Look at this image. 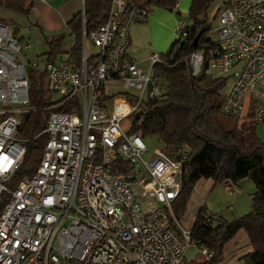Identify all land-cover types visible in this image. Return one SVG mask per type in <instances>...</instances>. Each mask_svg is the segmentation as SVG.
Listing matches in <instances>:
<instances>
[{
	"label": "built area",
	"instance_id": "obj_1",
	"mask_svg": "<svg viewBox=\"0 0 264 264\" xmlns=\"http://www.w3.org/2000/svg\"><path fill=\"white\" fill-rule=\"evenodd\" d=\"M150 14L132 0H112L107 21L89 35L84 28L79 66L26 61L31 44L0 20V264H183L191 247L213 257L174 210L189 150L158 149L146 160L145 141L131 133L133 116L164 94L153 72L161 56L149 58L148 71L128 56L132 26L146 24ZM215 31L207 72L232 81L222 113L241 119L253 109L264 124V0H223ZM89 44L97 49L93 55ZM187 62L200 79L207 52L198 48ZM29 69L45 73L49 92L59 98L45 109L48 139L40 164L12 188L27 154L21 118L35 111ZM117 83L126 92L109 96L107 88ZM231 190L239 192L237 185Z\"/></svg>",
	"mask_w": 264,
	"mask_h": 264
},
{
	"label": "trees",
	"instance_id": "obj_2",
	"mask_svg": "<svg viewBox=\"0 0 264 264\" xmlns=\"http://www.w3.org/2000/svg\"><path fill=\"white\" fill-rule=\"evenodd\" d=\"M132 1L141 7H157L171 12L178 5V0ZM213 2L192 0L189 13L192 24L186 26L187 36L178 37L169 53L161 55L162 63L153 69L154 76L166 84L163 97L156 102L146 103L145 112L133 116L131 133L143 139L159 138L170 155H175L178 148L189 150L183 189L174 204L179 219L186 214L189 201L201 180H212L217 186L238 185L250 179L256 185V192L252 195V211L233 221H227L223 216L208 220L207 209H200L191 229L192 238L213 257L207 259L201 254L190 264L222 263L225 246L242 230L247 232L253 247V252L242 260L246 264H264V140L258 136L257 127L260 124L255 119L253 109L241 119L222 113L226 96L223 91L229 81L210 76L207 72L216 50V43L209 39L212 25L208 10ZM111 6L112 0H84L85 13H78L68 23L75 38L70 55L75 66H79L82 59L84 28L88 35L97 30L107 21ZM33 7L34 0H0V10L30 14ZM63 39L60 36L48 41L51 48L49 62L56 61L61 53ZM198 48L207 52L206 72L200 79L192 76L187 62L189 55ZM28 75L30 106L35 111L25 114L20 125L19 135L26 140L27 154L23 168L11 183L12 188L19 181L33 176L48 139L42 134L50 113L45 109L52 97L47 76L32 69H29ZM64 110L66 108L59 111Z\"/></svg>",
	"mask_w": 264,
	"mask_h": 264
},
{
	"label": "rangeland",
	"instance_id": "obj_3",
	"mask_svg": "<svg viewBox=\"0 0 264 264\" xmlns=\"http://www.w3.org/2000/svg\"><path fill=\"white\" fill-rule=\"evenodd\" d=\"M222 3H223V0H214L210 9L208 10V19L212 25V29L209 33V39L215 43L218 42V38H219L218 32L215 31V29L217 28V18L221 10ZM191 4L192 3H190V6ZM190 8L191 7H189L188 10H180L177 8L174 11V13H176V15L178 16L177 17L178 18V24H177L178 30H177V34L175 37V41L180 36V28L183 25L188 26L192 24V20L189 15ZM31 13L23 14V13L12 12V11L5 10V9L0 10V18L3 19L8 25H10L13 28L14 35L20 40L22 39L23 41L31 44L32 46L31 50L27 52L26 51L23 52L26 61L28 62L40 61L43 64L49 61L48 54L50 53L51 48L48 45V41L55 37H60V36L64 37L62 44H61V48L63 46V51L65 49L72 50L75 44V38L74 36L71 35V30L69 29L68 25H67V28L64 34L51 35L44 29L46 26H43V25L40 26L36 24V20H34ZM178 13H180V15H178ZM138 25H141V24H138ZM175 41L173 40L172 45L174 44ZM170 49H168L165 53L154 52L152 55L154 54H158L160 56L166 55L169 53ZM96 51L97 49L93 47L91 44H89L88 46L89 54L93 55L96 53ZM62 53L63 52H61L57 56L56 61L65 60V61H68L70 65H74L72 63L71 57L68 55L67 56L63 55ZM139 66L141 69L145 71H148L151 68L149 62L144 63L143 65L140 64ZM41 68L44 69V66L41 65ZM208 74L210 76L217 78V75L213 70H209ZM228 81L229 82L227 84V87L223 91V93L226 95L231 91V88H232L231 79L228 78ZM161 85L163 89L165 90L166 88L165 82H163ZM125 92L126 90L121 83H117L115 86H109L107 88V94L109 96L114 95V96L120 97ZM128 92L132 94L137 93L133 89L128 90ZM58 98H59V95L57 94L51 97V99H58ZM23 117L21 118V122L23 120ZM130 128H131V120L127 119L123 122V129L126 132H128ZM257 133L260 139L264 140V124L258 125ZM143 140L145 141L147 148H148V152L145 156L146 160H150L153 157L156 150L158 149L164 150L163 142H161L160 139L157 137L145 138ZM201 181L203 183H199V185L197 184L199 187L198 191L195 192L193 198L191 197L190 199L191 207H188L186 214L181 219V225L184 228L188 230L192 229L195 223L196 216L198 212L200 211V209L203 207H205L210 214L218 216V217L223 216L224 218H226L227 221H233L236 217L238 216L240 217V215L241 216L246 215L252 211L251 194L256 191V185L252 180L247 179V180L242 181V182H245L244 183L245 185L244 187L239 185L240 189L238 190L240 192H238L237 194L230 192L227 185H217L215 187H212L211 186V184L213 183L212 180H201ZM200 255H201V250L198 247H191L187 252L186 259L183 262V264H190L192 261L197 260ZM237 264H246V263L242 260L238 262Z\"/></svg>",
	"mask_w": 264,
	"mask_h": 264
},
{
	"label": "crops",
	"instance_id": "obj_4",
	"mask_svg": "<svg viewBox=\"0 0 264 264\" xmlns=\"http://www.w3.org/2000/svg\"><path fill=\"white\" fill-rule=\"evenodd\" d=\"M190 3H192V0H178L177 8L180 10H188L189 7H191ZM151 9V15L146 24L134 25L131 28L132 45L128 51V56L137 62L138 65L148 63L149 58L154 52L165 53L170 49L173 40L175 41L178 30V16L176 13L155 7ZM31 12L34 20H36V24L46 26L44 29L51 35H60L64 34L68 23L74 16L80 12H84V0H50L48 2L35 0ZM61 52L66 56L71 55L70 49H65L63 51V46ZM212 182L211 186L215 187V182ZM199 183L203 182L200 181ZM244 183L245 182L239 183L237 188L240 189L239 185L244 187ZM198 185L194 193L198 191ZM223 185H227L230 192H232L231 188L233 185ZM255 192L251 194V199ZM188 207H191V200ZM252 252L253 247L249 236L245 230H242L225 246L224 260L220 264H237L242 261L244 256Z\"/></svg>",
	"mask_w": 264,
	"mask_h": 264
},
{
	"label": "water",
	"instance_id": "obj_5",
	"mask_svg": "<svg viewBox=\"0 0 264 264\" xmlns=\"http://www.w3.org/2000/svg\"><path fill=\"white\" fill-rule=\"evenodd\" d=\"M180 15V13H178Z\"/></svg>",
	"mask_w": 264,
	"mask_h": 264
}]
</instances>
